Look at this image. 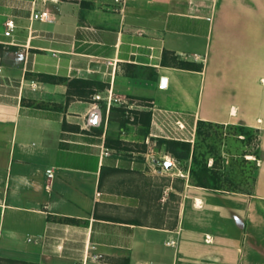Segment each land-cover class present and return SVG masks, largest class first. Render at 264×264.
Masks as SVG:
<instances>
[{"label": "crops", "instance_id": "crops-1", "mask_svg": "<svg viewBox=\"0 0 264 264\" xmlns=\"http://www.w3.org/2000/svg\"><path fill=\"white\" fill-rule=\"evenodd\" d=\"M159 111L259 131L252 191L160 185ZM84 262L264 264V0H0V264Z\"/></svg>", "mask_w": 264, "mask_h": 264}, {"label": "rangeland", "instance_id": "rangeland-1", "mask_svg": "<svg viewBox=\"0 0 264 264\" xmlns=\"http://www.w3.org/2000/svg\"><path fill=\"white\" fill-rule=\"evenodd\" d=\"M256 137L257 133L254 134L253 140H249L246 136H240L233 126L213 124L206 127L205 134L200 137L196 127L195 142L191 146L192 149H195L201 162L207 163L208 167L213 166L216 162V168L226 173L227 179L222 183L224 189L248 192L253 188L257 166L255 157L252 155L259 144ZM154 161H158L156 164L163 173L160 185L171 182L172 179L182 181L189 175L188 171L179 169L180 165L184 166L185 163L181 164L167 155L164 148L158 147ZM165 162L172 163V169H167L164 165ZM188 165L190 166V163ZM151 197H156L155 192Z\"/></svg>", "mask_w": 264, "mask_h": 264}, {"label": "trees", "instance_id": "trees-1", "mask_svg": "<svg viewBox=\"0 0 264 264\" xmlns=\"http://www.w3.org/2000/svg\"><path fill=\"white\" fill-rule=\"evenodd\" d=\"M137 76H140V74H137ZM142 76V75H141ZM78 83H80V86H77ZM92 82L84 81V80H73L69 82V93H70V87H74L76 89H79V92L82 94V90H84L85 87L91 86ZM96 86H98V83H94ZM81 90V91H80ZM123 114L126 115V122L130 120V111L123 110ZM134 119L137 121L138 118L140 119V122L145 126L146 128H149L150 126V120H151V113L144 112L141 114H137L133 112ZM139 115V116H138ZM213 124L206 123L199 121L197 124V134L198 136H202L205 134L206 127H210ZM236 128V130L240 133V136H246L249 140H253V136L255 133H257V141H259V131H255L250 128L242 127V126H233ZM158 147L164 148L167 155H170L172 158L177 160L179 163H185L184 166L180 165L179 169L180 171H188L189 178H190V185L195 187H201L205 189L210 190H218V191H226V192H234V193H250L252 189L248 192L240 191V190H228L224 189L222 183L226 181L227 176L224 171H221L216 168V162L213 166L208 167L207 163H203L199 160L198 155L196 154L195 149H192L191 144L174 141V140H167V139H158L157 140ZM259 144L257 145L256 151L252 154L255 157V161L257 162L255 175L258 171V163H259ZM190 163V166L188 165ZM254 182H255V176H254ZM254 184V183H253ZM174 198H177L175 195H173Z\"/></svg>", "mask_w": 264, "mask_h": 264}, {"label": "built area", "instance_id": "built-area-1", "mask_svg": "<svg viewBox=\"0 0 264 264\" xmlns=\"http://www.w3.org/2000/svg\"><path fill=\"white\" fill-rule=\"evenodd\" d=\"M119 1V0H118ZM39 16H35V19H37ZM43 17V16H41ZM15 21L12 19H9L6 22V32L5 36L12 37V32L15 29ZM96 100H101L100 96L95 97ZM123 100L119 98H113L110 96L108 99V102L111 104L112 102L115 103H122ZM153 125L156 127V129L159 131V135L156 134V136L160 138H164L167 140H174L189 144H194L195 138H196V128L190 127L179 114L169 111H159L157 115L154 116ZM108 154V152H107ZM49 178L53 176V170L47 171ZM209 240V239H208ZM170 246H175L176 242L171 241L168 243ZM94 259H99L101 256H92ZM86 260V259H85ZM85 264V262H84Z\"/></svg>", "mask_w": 264, "mask_h": 264}, {"label": "water", "instance_id": "water-1", "mask_svg": "<svg viewBox=\"0 0 264 264\" xmlns=\"http://www.w3.org/2000/svg\"><path fill=\"white\" fill-rule=\"evenodd\" d=\"M166 86H167V79L162 78L161 79V87L166 88ZM164 164L168 169H172V167H173L172 163H170V162H165Z\"/></svg>", "mask_w": 264, "mask_h": 264}]
</instances>
